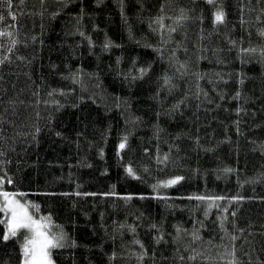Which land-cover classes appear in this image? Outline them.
<instances>
[{
  "label": "trees",
  "instance_id": "obj_1",
  "mask_svg": "<svg viewBox=\"0 0 264 264\" xmlns=\"http://www.w3.org/2000/svg\"><path fill=\"white\" fill-rule=\"evenodd\" d=\"M0 15V191L63 233L55 264H264V0ZM6 217L0 264H23Z\"/></svg>",
  "mask_w": 264,
  "mask_h": 264
},
{
  "label": "snow or ice",
  "instance_id": "obj_2",
  "mask_svg": "<svg viewBox=\"0 0 264 264\" xmlns=\"http://www.w3.org/2000/svg\"><path fill=\"white\" fill-rule=\"evenodd\" d=\"M4 2L11 5V0H4ZM23 3V0H20ZM208 3H213V0H208ZM183 12V10H181ZM185 17H181L183 19ZM12 19L15 20V15H12ZM215 22L220 24L225 21V13L223 10L218 9L214 16ZM0 20H3V16L0 15ZM160 23L161 21H157ZM175 31V29H172ZM264 34V33H262ZM12 36L11 32H0V37ZM16 44L15 40H12L11 47ZM11 47L9 51H11ZM245 51H255L245 50ZM143 71V70H142ZM167 82V81H166ZM126 141V138H125ZM126 144L122 142L119 147L121 149L125 148ZM164 159H167L165 156ZM127 172L130 175H135L131 167L127 168ZM181 177L169 180L165 186L177 183ZM11 183V180H8ZM4 183L3 178H0V186ZM0 196L3 197V203L0 204V212H4L7 216V233L3 235L2 239L7 241L10 238L16 237L20 230H25V236L23 237L24 243L22 244L23 251V264H53L51 260V250L55 248L64 247L63 240L64 235L61 233L57 235L51 232L52 224L50 217H43L40 219H35L28 210V206L21 204L19 200L16 199L14 194H10L5 191H0ZM199 199H204L199 197ZM2 222V221H0ZM234 240L235 237H232ZM194 259V257H193ZM235 264V261H233Z\"/></svg>",
  "mask_w": 264,
  "mask_h": 264
},
{
  "label": "rangeland",
  "instance_id": "obj_3",
  "mask_svg": "<svg viewBox=\"0 0 264 264\" xmlns=\"http://www.w3.org/2000/svg\"><path fill=\"white\" fill-rule=\"evenodd\" d=\"M14 195H15L16 199L20 201L21 204H25V205L28 206V210H29L30 214H32L33 217H34L35 219H40V218H42V217H38V216L32 211V209L30 208V206L24 202V200L22 199V197H21L20 195H17V194H14ZM0 200H1V203H3V197H2V196H0ZM6 220H7V217H6ZM20 232L23 234V236H25V230L22 229V230H20ZM51 260H52V258H51ZM52 261H53V260H52ZM53 264H55L54 261H53Z\"/></svg>",
  "mask_w": 264,
  "mask_h": 264
}]
</instances>
